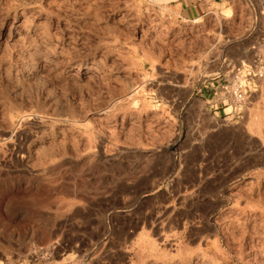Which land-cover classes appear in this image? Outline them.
I'll return each mask as SVG.
<instances>
[{
  "label": "rangeland",
  "instance_id": "374dc122",
  "mask_svg": "<svg viewBox=\"0 0 264 264\" xmlns=\"http://www.w3.org/2000/svg\"><path fill=\"white\" fill-rule=\"evenodd\" d=\"M177 1L0 0V264H264V77L231 120L196 97L264 0Z\"/></svg>",
  "mask_w": 264,
  "mask_h": 264
},
{
  "label": "crops",
  "instance_id": "0c3cea01",
  "mask_svg": "<svg viewBox=\"0 0 264 264\" xmlns=\"http://www.w3.org/2000/svg\"><path fill=\"white\" fill-rule=\"evenodd\" d=\"M230 0H178L176 3L170 6L171 18L178 19L185 23H195L209 14H216L217 12L227 11L225 6H228ZM245 10L249 13L251 25L256 27L257 22H261L264 27V4L261 7H249L245 6ZM264 49V44L262 45ZM251 51L254 53V63L260 58L264 57V50L261 48L252 47ZM263 51V52H262ZM231 59L225 58L223 63L216 71H212L211 75H214L212 79H207L198 86L196 97L203 103L206 109H209V113L214 116L222 115L226 116L227 120H231L235 117L237 109L231 103L230 99L226 96L223 86L226 81H229L231 74L228 65L231 63ZM241 67L244 71H248L252 65L241 61ZM224 74L227 77H224ZM253 81H249V86H254ZM215 119V117H213Z\"/></svg>",
  "mask_w": 264,
  "mask_h": 264
},
{
  "label": "built area",
  "instance_id": "2783aa9c",
  "mask_svg": "<svg viewBox=\"0 0 264 264\" xmlns=\"http://www.w3.org/2000/svg\"><path fill=\"white\" fill-rule=\"evenodd\" d=\"M264 38L260 41H263ZM254 68L244 71L243 68L229 64L231 71L229 81H226L223 89L231 103L236 107H242L248 99L247 83L251 79H260L264 77V63L262 60L255 61Z\"/></svg>",
  "mask_w": 264,
  "mask_h": 264
},
{
  "label": "bare ground",
  "instance_id": "6f19581e",
  "mask_svg": "<svg viewBox=\"0 0 264 264\" xmlns=\"http://www.w3.org/2000/svg\"><path fill=\"white\" fill-rule=\"evenodd\" d=\"M78 71H80V70L78 69ZM2 145H3V144H2ZM2 145H1V149H0V150H2V149H3V148H2ZM1 152H2V151H1ZM1 152H0V153H1ZM21 152H22V151H21V149L19 148V149H17V150H16V152H15V153H16V154H17V156H18V154H20ZM162 236H163V235H162ZM165 237H166V236H165ZM163 238H164V237H163ZM166 238H167V237H166ZM161 240H162V239H161ZM165 241H166V240H165ZM123 249H124V248H123ZM125 250H126V248H125ZM122 252H123V251H122ZM126 252H127V251H125V253H126ZM128 252H129V251H128ZM123 253H124V252H123Z\"/></svg>",
  "mask_w": 264,
  "mask_h": 264
}]
</instances>
